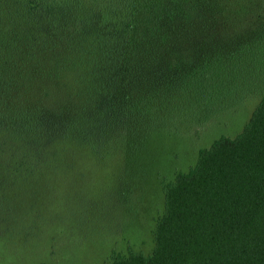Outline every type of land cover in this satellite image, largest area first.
<instances>
[{
    "label": "trees",
    "instance_id": "16d2710c",
    "mask_svg": "<svg viewBox=\"0 0 264 264\" xmlns=\"http://www.w3.org/2000/svg\"><path fill=\"white\" fill-rule=\"evenodd\" d=\"M258 95L240 132L160 180L152 250L104 264H264V0H0V156L17 179L89 149L129 161Z\"/></svg>",
    "mask_w": 264,
    "mask_h": 264
},
{
    "label": "rangeland",
    "instance_id": "374dc122",
    "mask_svg": "<svg viewBox=\"0 0 264 264\" xmlns=\"http://www.w3.org/2000/svg\"><path fill=\"white\" fill-rule=\"evenodd\" d=\"M259 99L239 101L205 124L154 135L130 163L98 160L89 149L71 171L42 167L24 180L8 154L0 156V264H104L129 246L149 253L163 210L160 180L189 169L216 137L240 132Z\"/></svg>",
    "mask_w": 264,
    "mask_h": 264
}]
</instances>
